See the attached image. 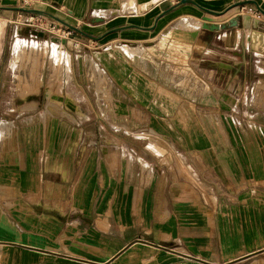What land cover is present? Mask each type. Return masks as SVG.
Listing matches in <instances>:
<instances>
[{
	"label": "crops",
	"instance_id": "obj_1",
	"mask_svg": "<svg viewBox=\"0 0 264 264\" xmlns=\"http://www.w3.org/2000/svg\"><path fill=\"white\" fill-rule=\"evenodd\" d=\"M36 1L99 42L144 131L104 138L59 88L52 107L25 100L0 128V264H264V60L243 41L264 23L240 6Z\"/></svg>",
	"mask_w": 264,
	"mask_h": 264
},
{
	"label": "rangeland",
	"instance_id": "obj_2",
	"mask_svg": "<svg viewBox=\"0 0 264 264\" xmlns=\"http://www.w3.org/2000/svg\"><path fill=\"white\" fill-rule=\"evenodd\" d=\"M9 1L13 3L12 6L43 8L36 0ZM240 12L249 16L246 8L241 7ZM259 13L257 20L264 23V15ZM259 26L253 28L249 25L244 33L243 41L249 51L252 43L246 37L253 29L264 32V26ZM111 45L118 50L131 48L132 54L129 56L132 59L144 55L143 48L134 41H122V44L113 42ZM98 49L99 42L77 35L74 30L46 15L0 11V128L4 130L9 127L7 121L12 114L30 109L21 105L25 100L38 102L39 110L44 106L52 107L55 101L53 97L59 88L63 93L70 92L77 97L76 108L86 113L79 117L89 130L100 128L104 138L110 134L133 136L135 140L142 137L143 134L132 132H142L143 129L133 131L132 126L126 125L127 120L132 125L137 123L135 127L144 122L141 106L119 89L92 58L90 51ZM260 58L264 60V55ZM259 87L264 90V85ZM20 91L27 94L24 99L19 97ZM58 104L61 108L64 101ZM3 134L0 133V136L4 137Z\"/></svg>",
	"mask_w": 264,
	"mask_h": 264
},
{
	"label": "water",
	"instance_id": "obj_3",
	"mask_svg": "<svg viewBox=\"0 0 264 264\" xmlns=\"http://www.w3.org/2000/svg\"><path fill=\"white\" fill-rule=\"evenodd\" d=\"M180 3H192V4H195L197 6H199L201 9L209 12V13H212V14H215V15H220L222 13H225L227 12L228 10L234 8V7H237V6H242V5H247V4H250V5H253L259 12H261L263 15H264V9H262L260 7V5L255 1V0H239V1H235L234 3H232L229 7H227V9H225V11H222V12H217V11H212V10H209L207 8H204L202 6H200L196 1L194 0H181L178 4ZM177 5V4H176ZM0 9H7V10H12V11H21V12H27V13H34V14H41V15H46L48 17H51L57 21H59L60 23H62L65 27L69 28V29H72L74 30L75 32L79 33V34H82V35H87L84 31H82L81 29H79L78 27L70 24V23H67L65 22L64 20L56 17L55 15L47 12V11H44V10H41V9H37V8H28V7H22V6H0ZM254 22L255 21H258L257 19H253ZM111 31H108V33H110ZM91 37V36H90ZM93 39H100L101 37H98V38H95V37H92Z\"/></svg>",
	"mask_w": 264,
	"mask_h": 264
},
{
	"label": "bare ground",
	"instance_id": "obj_4",
	"mask_svg": "<svg viewBox=\"0 0 264 264\" xmlns=\"http://www.w3.org/2000/svg\"><path fill=\"white\" fill-rule=\"evenodd\" d=\"M245 19L248 20L247 15L245 16ZM247 39H250L252 47L256 51V53L264 55V32L253 30L250 36H247ZM59 55L60 53L58 54V57ZM65 104L68 106H71L73 104L74 106V102L72 99H65Z\"/></svg>",
	"mask_w": 264,
	"mask_h": 264
},
{
	"label": "built area",
	"instance_id": "obj_5",
	"mask_svg": "<svg viewBox=\"0 0 264 264\" xmlns=\"http://www.w3.org/2000/svg\"><path fill=\"white\" fill-rule=\"evenodd\" d=\"M169 1L171 2L172 5H176L181 0H169ZM241 7L246 8L247 12L249 13V16H251L253 19H257L260 16L259 11L253 5L247 4V5H243Z\"/></svg>",
	"mask_w": 264,
	"mask_h": 264
}]
</instances>
